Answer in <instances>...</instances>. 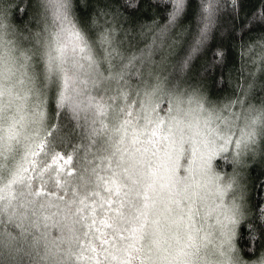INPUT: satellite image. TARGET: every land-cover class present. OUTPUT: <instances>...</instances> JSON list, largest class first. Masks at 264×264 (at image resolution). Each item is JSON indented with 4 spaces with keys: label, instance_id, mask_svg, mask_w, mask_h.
<instances>
[{
    "label": "snow or ice",
    "instance_id": "obj_1",
    "mask_svg": "<svg viewBox=\"0 0 264 264\" xmlns=\"http://www.w3.org/2000/svg\"><path fill=\"white\" fill-rule=\"evenodd\" d=\"M153 3L167 22L125 52L114 29L82 23L73 0H37L35 31L0 0V264H248L236 237L249 214L241 172L264 162L256 73L222 101L165 75L153 57L190 0ZM217 4L200 0L203 26L180 72L205 46ZM254 26L264 28V8L241 29ZM240 55L264 74V34Z\"/></svg>",
    "mask_w": 264,
    "mask_h": 264
},
{
    "label": "trees",
    "instance_id": "obj_2",
    "mask_svg": "<svg viewBox=\"0 0 264 264\" xmlns=\"http://www.w3.org/2000/svg\"><path fill=\"white\" fill-rule=\"evenodd\" d=\"M11 3L14 5L9 13L12 22L21 30L27 24L35 31L43 11L37 7V0H11ZM24 5L27 7L21 16L19 9ZM73 6L81 22L90 26L94 34L101 27L114 29L116 42L125 52H138L151 45L159 27L167 22L165 6L154 4L153 0H138L135 8L128 7L127 0H73ZM262 8L264 0H238L237 10H233L229 0H218L214 24L205 46L192 59L188 69L180 72L177 65L188 56L192 36L203 26L200 0H190L186 15L178 26L171 29L165 46L157 49L153 59L157 61L160 53L164 54L163 59L170 66V77L190 84H200L211 99L218 101L239 95L238 85H246L251 80L249 73L255 72L257 84L252 96L259 103L264 98V74L258 72L247 57L242 60L240 53L242 44L264 34V28L260 27L254 26L251 32L241 29V25L258 17ZM218 51L223 53L222 58L217 56ZM250 163L252 166L241 172L242 182L246 184L249 214L237 227L236 243L242 257L248 264H254L264 252V238L259 231L264 227L259 220V209L264 208V188H261L264 184V162ZM219 165L218 170L222 173L232 172L231 165L223 161ZM249 224L256 229L254 234L257 236V244L253 245L252 250L248 248Z\"/></svg>",
    "mask_w": 264,
    "mask_h": 264
},
{
    "label": "rangeland",
    "instance_id": "obj_3",
    "mask_svg": "<svg viewBox=\"0 0 264 264\" xmlns=\"http://www.w3.org/2000/svg\"><path fill=\"white\" fill-rule=\"evenodd\" d=\"M43 12V11H42ZM51 12H48V16H50ZM164 55V54H163ZM163 55L160 53V56L157 60V62H159L161 60V57H163ZM158 57V56H157ZM156 57V58H157ZM169 64H167L165 61H164V74L165 75H169Z\"/></svg>",
    "mask_w": 264,
    "mask_h": 264
}]
</instances>
